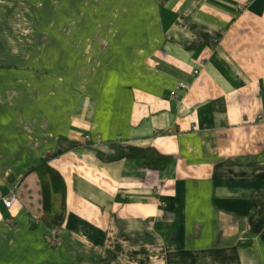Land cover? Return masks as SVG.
<instances>
[{
	"label": "crops",
	"instance_id": "1",
	"mask_svg": "<svg viewBox=\"0 0 264 264\" xmlns=\"http://www.w3.org/2000/svg\"><path fill=\"white\" fill-rule=\"evenodd\" d=\"M153 2L141 65L55 97L24 68L29 37L0 29V191L19 183L0 201V264H264V0ZM16 8L0 0L6 22ZM116 145L171 159H104ZM43 162L67 183L60 250L39 219Z\"/></svg>",
	"mask_w": 264,
	"mask_h": 264
},
{
	"label": "rangeland",
	"instance_id": "2",
	"mask_svg": "<svg viewBox=\"0 0 264 264\" xmlns=\"http://www.w3.org/2000/svg\"><path fill=\"white\" fill-rule=\"evenodd\" d=\"M154 6L153 0H23V8L18 14L14 9L8 22L9 16L0 10V29L12 30L8 34L20 43L29 37L30 43L23 42L24 68L34 71L38 66L43 79L51 80V97H55L64 92V85H94L112 65L125 69L141 65L159 43ZM57 228V235L55 228H49L47 248L52 251L64 244ZM241 235L239 243H249L248 235L244 233L246 240Z\"/></svg>",
	"mask_w": 264,
	"mask_h": 264
},
{
	"label": "trees",
	"instance_id": "3",
	"mask_svg": "<svg viewBox=\"0 0 264 264\" xmlns=\"http://www.w3.org/2000/svg\"><path fill=\"white\" fill-rule=\"evenodd\" d=\"M115 149L114 155L104 156V159L116 160L125 157H137L143 160L145 166L151 168H160L171 159L169 156L161 154L150 147L116 145ZM35 170L39 175L41 194L39 219L49 228H60L65 222L68 210L66 180L56 166L47 162L40 163Z\"/></svg>",
	"mask_w": 264,
	"mask_h": 264
},
{
	"label": "built area",
	"instance_id": "4",
	"mask_svg": "<svg viewBox=\"0 0 264 264\" xmlns=\"http://www.w3.org/2000/svg\"><path fill=\"white\" fill-rule=\"evenodd\" d=\"M180 84L183 87L185 86V85H183V83H180ZM173 95H175V96L177 95L176 91H173ZM17 199H18V196H17V193H16V189L14 187L11 188L10 193L8 195H6L2 191H0V200L3 201L5 206L8 207V208H11L15 204ZM53 232L55 233V235H57L59 233V229L55 228L53 230ZM240 238H241V240L242 239L246 240V236L244 235V233H243V235L240 236ZM56 239H58V238H56Z\"/></svg>",
	"mask_w": 264,
	"mask_h": 264
}]
</instances>
